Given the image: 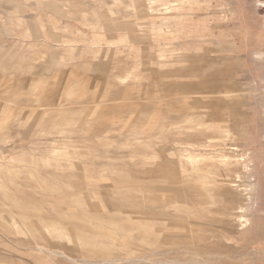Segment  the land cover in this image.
Segmentation results:
<instances>
[{"label":"rangeland","instance_id":"1","mask_svg":"<svg viewBox=\"0 0 264 264\" xmlns=\"http://www.w3.org/2000/svg\"><path fill=\"white\" fill-rule=\"evenodd\" d=\"M92 262L264 264V0H0V264Z\"/></svg>","mask_w":264,"mask_h":264},{"label":"bare ground","instance_id":"2","mask_svg":"<svg viewBox=\"0 0 264 264\" xmlns=\"http://www.w3.org/2000/svg\"><path fill=\"white\" fill-rule=\"evenodd\" d=\"M167 222H168V220H167ZM158 235H159V234H158ZM56 241H57V240H56ZM95 246H96V245H95ZM52 251H53V250H52ZM86 255H87V254H86ZM82 256H83V255H82ZM82 256H81V257H82ZM112 258H114V257H112ZM102 259H103V258H102ZM106 259H108V258L106 257ZM86 260H87V259H86ZM94 260H95V259H94ZM88 261H89V259H88ZM88 261H87V262H88ZM91 261H92V260H90V262H91ZM94 262H95V261H94ZM92 264H93V262H92Z\"/></svg>","mask_w":264,"mask_h":264}]
</instances>
